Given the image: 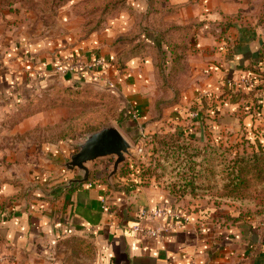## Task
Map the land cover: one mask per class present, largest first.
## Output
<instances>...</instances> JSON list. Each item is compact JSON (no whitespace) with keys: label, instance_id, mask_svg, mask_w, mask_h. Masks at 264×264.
<instances>
[{"label":"crops","instance_id":"1","mask_svg":"<svg viewBox=\"0 0 264 264\" xmlns=\"http://www.w3.org/2000/svg\"><path fill=\"white\" fill-rule=\"evenodd\" d=\"M172 2L182 5L169 17L172 21L202 22L185 62L190 87L178 109L186 110L187 103L204 90L210 94L208 99L225 100L219 106L214 105L216 108L203 101L195 114L201 117L216 114L212 130L236 127L241 135L251 138L252 132L245 129L264 125V29L248 16H236L242 6L240 0ZM130 3L140 11L146 10L143 1ZM4 6H0V113L15 106L21 93L30 87L49 83L58 75L73 84L90 82L109 87L111 82L110 88L126 101L127 116L140 122H158L151 119L155 109V100L150 96L153 58H134L120 68L111 47L114 36L131 27L129 15H117L104 35L77 42L71 36L56 39L49 33H32L34 20L29 14L25 22L16 23L11 5ZM229 16L238 19L230 22ZM98 56L106 61L98 69L105 78H97L87 70L67 74L56 71L57 66L67 64L73 57L91 60ZM250 73L258 76L255 91L234 83ZM195 127L203 132L201 126ZM62 150L51 149L48 156L53 159ZM50 162L51 158L36 169L35 175L46 174ZM13 192L14 186L3 185L0 203ZM30 196L16 198L0 209L3 264H264V225L244 220L233 204L218 206L204 199L177 200L157 187L129 183L116 187L87 182L44 199ZM146 206L185 210L191 220L173 232L154 238L141 237L132 230V225L137 221L138 210ZM76 238L86 241L91 256L80 250V257L67 262V247L60 243Z\"/></svg>","mask_w":264,"mask_h":264},{"label":"rangeland","instance_id":"2","mask_svg":"<svg viewBox=\"0 0 264 264\" xmlns=\"http://www.w3.org/2000/svg\"><path fill=\"white\" fill-rule=\"evenodd\" d=\"M139 1L145 2V11L134 8L131 0H0V6L11 5L10 9L16 15V23L25 22L28 14L31 16L34 20L30 29L32 33H49L51 38L56 39L71 36L72 40L77 42L87 40L93 35H104L109 28V22L117 15H129L132 19L131 27L115 35L111 47L117 58L126 64L134 58H153V90L151 89L150 96L155 100V109L151 119L158 121L140 122L127 116L123 95L106 84H73L56 75L49 83L30 87L24 94L21 93L20 101L16 102L15 106L0 113V188L5 184L14 186V192L0 203V209L7 203L16 201V198L28 199L30 195L31 198L34 195L44 199L46 192L54 186L77 177L76 171L67 170L63 166L65 160L78 150L76 144L88 133L115 125L132 144V157L129 156L127 163L122 164L120 172L114 178L115 185L129 183L153 186L172 197L183 193L185 199L196 196L190 200L204 199L218 206L233 204L240 210L244 220L264 225V215H260L264 214V166L260 177L255 179L249 188L240 190V199L242 197L245 202L243 204L229 200L231 197H226L228 191L219 185L215 186V189H204L209 185L205 179L208 172H201L202 178L187 189L180 188L179 185L173 187V182L180 180L178 172L185 170L191 175L194 170L183 169L182 167L188 168L189 165L176 163L177 158L167 159L166 155L170 152L168 146H163L159 141V135L184 133L188 138L198 139L202 149L206 145L220 144L228 149L230 157L234 158L237 154L251 153L254 148L264 147V137H256L254 134L263 135L264 125L249 126L250 129H245L249 133L252 132L251 138L246 137V134L241 135V131L236 127L229 126L224 130L213 127L215 131L212 130L210 127L216 122V114L211 117L212 114L208 112L209 115L197 116V106L203 101H207L204 103L209 104V107L211 104L219 106L225 99H208L210 94L204 90L192 102L187 103L186 110L178 109L182 96L190 87V77L185 74V62L193 49L196 30L202 22L197 24L195 20L186 23L172 21L169 17L182 7L180 4H174L172 0ZM240 1L242 6L236 16H248L255 25L264 29V0ZM236 16H229V21H236ZM169 22L189 26L183 33H177L178 39L174 37L170 40L178 47L175 46V51L171 44V51L166 49L164 44L169 41L160 32L162 24ZM186 32L181 39V35ZM143 33L145 37L142 36ZM180 46L183 49L180 50ZM250 74L254 76L256 84L258 76ZM254 86L250 88L254 89ZM195 126H201L203 132L200 133ZM56 147L65 151H60L58 156L52 159L48 152ZM50 158L51 168L49 167L43 176L37 177L36 169L43 167ZM114 159V155L98 159L91 167V173L99 171L103 174L94 179L89 177L87 182H99L98 179L100 182L107 181L108 171ZM201 159L202 157L197 158V162L200 163ZM223 168L220 165L218 169ZM129 170L133 171L130 175L127 174ZM121 175L128 176V179ZM168 184L172 190L168 189ZM194 186L197 189L193 192ZM222 194L223 197H218ZM61 244L67 247V262L80 257V250L89 252L88 244L82 238L67 239ZM68 248H71L72 252H69ZM85 255L91 256V253Z\"/></svg>","mask_w":264,"mask_h":264},{"label":"trees","instance_id":"3","mask_svg":"<svg viewBox=\"0 0 264 264\" xmlns=\"http://www.w3.org/2000/svg\"><path fill=\"white\" fill-rule=\"evenodd\" d=\"M196 23L198 24V22ZM262 24L264 26V22ZM187 28H189V26H182L172 22H169L168 24H162L160 32L164 38L169 41L168 43L165 42L166 44H164L167 50H170L169 45L171 44L173 51H175L176 44L174 45V42L170 40H172L174 37L177 38V33H183ZM185 34H187V32L181 35V39ZM176 48L178 47L176 46ZM179 48L180 50L183 49L182 46ZM117 64L120 68H124L126 66V62L118 58ZM249 69L251 71H255L256 68ZM256 71L259 70L257 69ZM255 89H257V87H255L253 91H255ZM255 136L264 137V134L258 135L255 133ZM158 138L159 141L163 143V146H168L170 154L166 155L167 159L170 157L177 158L175 160L176 163H179L180 165H189L188 168L187 166L182 167L183 169H187L189 171L194 170L191 175H189L185 170L178 172L180 174H178L180 180L173 182V187L179 185L180 188L183 187L187 189L190 187V185H194L197 180L202 178L203 175L200 174L201 172H208V176L205 179L209 185L204 187V189H215V186L219 185V187H223V189L228 191L226 197H231L229 200L238 201L243 204L245 202L242 200V197L240 199V190L249 188L250 184H252L255 179L257 180L262 173V168L264 166V147L261 149L254 148L253 152L251 153L237 154L234 158H232L230 157L229 150L224 148L222 145H206L204 146L205 148L202 149L201 143H199L200 141H198V139H192L190 137L188 138L184 133H177L174 135H159ZM207 148H210V150L208 151ZM199 157H202L200 163L197 162V158ZM220 165L221 168H224L218 169ZM132 172L133 171L129 170L127 171V174L130 175ZM102 174L103 172L96 171L92 173V179H94V177H99ZM219 174H221V176L218 177L217 175ZM121 176L123 178L125 177L123 175ZM125 178L128 179V176ZM97 181L100 182L99 179ZM101 183L109 185L106 180L104 182L102 181ZM222 183L223 185L221 186ZM117 186L119 187L118 183H116V187ZM167 187L168 189L172 190L170 184H168ZM195 189H197V187L194 186L192 191L194 192ZM174 197L177 200L185 199L183 198L185 197L183 193ZM195 197L190 196L189 198L194 199ZM218 197H223V194Z\"/></svg>","mask_w":264,"mask_h":264},{"label":"water","instance_id":"4","mask_svg":"<svg viewBox=\"0 0 264 264\" xmlns=\"http://www.w3.org/2000/svg\"><path fill=\"white\" fill-rule=\"evenodd\" d=\"M76 147L78 150L65 160L63 166L67 170L76 171L77 177L51 189L46 192L47 195L60 193L86 183L91 174V167L97 163L98 159L111 155H114L115 159L108 171L107 181L114 186V178L120 172L122 164L127 163L129 156L132 157V144L115 125H108L88 133L76 144Z\"/></svg>","mask_w":264,"mask_h":264},{"label":"built area","instance_id":"5","mask_svg":"<svg viewBox=\"0 0 264 264\" xmlns=\"http://www.w3.org/2000/svg\"><path fill=\"white\" fill-rule=\"evenodd\" d=\"M106 61L101 57L91 60H84L82 57H73L65 65L57 66V72L67 74L75 70H87L97 78H105V74L98 72V69L105 65ZM96 71V72H95ZM235 84L244 87H252L255 78L252 74L241 76L234 81ZM113 84L109 82V87ZM191 220L185 210H171L166 207H142L137 212V221L132 225V230L141 237H158L165 233L173 232L182 228ZM5 257L0 254V264H3Z\"/></svg>","mask_w":264,"mask_h":264}]
</instances>
